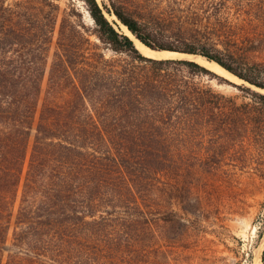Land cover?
<instances>
[{"label":"trees","instance_id":"1","mask_svg":"<svg viewBox=\"0 0 264 264\" xmlns=\"http://www.w3.org/2000/svg\"><path fill=\"white\" fill-rule=\"evenodd\" d=\"M84 1L95 27L63 17L43 97L62 7L0 0V264H144L143 236L159 227L144 210L160 191L172 202L189 169L179 131L250 142L225 163L264 180V0ZM106 12L151 49L219 63L251 101L196 82L215 74L195 59L144 55Z\"/></svg>","mask_w":264,"mask_h":264},{"label":"rangeland","instance_id":"2","mask_svg":"<svg viewBox=\"0 0 264 264\" xmlns=\"http://www.w3.org/2000/svg\"><path fill=\"white\" fill-rule=\"evenodd\" d=\"M7 1L13 3L16 0ZM55 1L61 5L62 14L49 54L43 97L50 86L51 68L58 51L63 17L70 14L72 22L81 21L88 30L95 27L84 0ZM98 1L101 4L103 2ZM106 15L125 30L126 26L115 15L108 12ZM115 26L119 29V26ZM91 37L101 44L108 57L125 58L108 49L96 35ZM183 58L196 60L197 57L184 55L164 59ZM211 71L215 75H198L195 76V81L204 87H212L218 93L234 97L240 103L251 101L247 93L238 87L250 84ZM221 134L223 133L210 128L197 127L190 128L187 132L179 131L175 135L176 158L179 164L185 160L189 171L179 168L174 175L175 197L172 202L160 191V207L144 210L146 217L152 218L159 225L157 230L143 236L146 246L144 264H264V227L260 223V216L264 212V180L252 168L242 170L234 161L225 163L228 158L237 159L246 150H252L254 145L250 147V142L219 138ZM31 141L26 168L34 134ZM219 159L224 162L213 168L212 160ZM18 207L19 201L17 209ZM170 238L173 242H169ZM9 245L11 246V241Z\"/></svg>","mask_w":264,"mask_h":264},{"label":"bare ground","instance_id":"3","mask_svg":"<svg viewBox=\"0 0 264 264\" xmlns=\"http://www.w3.org/2000/svg\"><path fill=\"white\" fill-rule=\"evenodd\" d=\"M123 31H125L129 36H131L135 40L136 45L140 49V51L148 57L167 58V57L184 56V54L181 55L180 53H177V52H169V51L158 52V51L151 50L146 45H144L142 42H140L126 27H125V30H123ZM185 56H187V55H185ZM196 61L201 63L202 65L208 67L209 69L217 72L218 74H220L224 77H227V78H230L233 80H235V78H236L234 75H232L230 72L225 70L222 66H220L216 62H210V61H208L205 58L200 57V56L196 58Z\"/></svg>","mask_w":264,"mask_h":264},{"label":"water","instance_id":"4","mask_svg":"<svg viewBox=\"0 0 264 264\" xmlns=\"http://www.w3.org/2000/svg\"><path fill=\"white\" fill-rule=\"evenodd\" d=\"M149 48V47H148ZM151 49V48H150ZM151 50H154V49H151ZM154 51H158V52H164V51H166V50H154ZM169 52H174V51H169ZM177 53H179V52H177ZM180 54H184V53H180ZM184 55H188V54H184ZM188 56H191V55H188ZM195 56V55H194ZM152 58H154V57H152ZM156 59H158V58H156ZM162 59H164V58H162ZM210 62H212V61H210ZM217 63V62H216ZM219 64V63H218ZM220 65V64H219ZM221 66V65H220ZM224 68V67H223ZM225 69V68H224ZM225 70H227V69H225ZM228 71V70H227ZM228 72H230V71H228ZM231 73V72H230ZM232 74V73H231ZM232 75H234V74H232ZM236 78H238V79H240L239 77H237L236 75H234ZM241 80V79H240Z\"/></svg>","mask_w":264,"mask_h":264}]
</instances>
